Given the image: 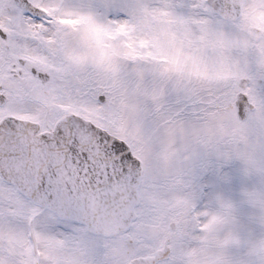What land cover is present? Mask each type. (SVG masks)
Returning a JSON list of instances; mask_svg holds the SVG:
<instances>
[{"label":"snow or ice","instance_id":"obj_1","mask_svg":"<svg viewBox=\"0 0 264 264\" xmlns=\"http://www.w3.org/2000/svg\"><path fill=\"white\" fill-rule=\"evenodd\" d=\"M0 264H264V0H0Z\"/></svg>","mask_w":264,"mask_h":264}]
</instances>
